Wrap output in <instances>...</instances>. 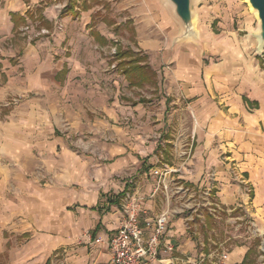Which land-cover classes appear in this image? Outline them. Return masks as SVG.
<instances>
[{
	"label": "crops",
	"instance_id": "obj_1",
	"mask_svg": "<svg viewBox=\"0 0 264 264\" xmlns=\"http://www.w3.org/2000/svg\"><path fill=\"white\" fill-rule=\"evenodd\" d=\"M111 5L130 14L136 48L146 56L140 65L158 77L127 81L130 89L157 87L163 92L157 111L148 107L151 95L122 91L102 58L108 45L101 41L111 34L89 26L93 9L61 16L47 0H0V104L11 93L30 98L27 111L8 116L5 125L0 112V264H107L110 251L88 234H115L126 194L140 207L142 224L170 208L173 192L158 188L151 175L158 164L171 170V188L198 186L204 172L215 170L213 194L224 210L243 207L242 189L233 183L243 177L254 186L255 220L264 230V79L255 70L247 74L231 53L223 63H203L197 44L180 40V23L165 0ZM38 9L47 22L39 29L48 35L28 42L25 23L15 27L11 16L28 22L27 13ZM181 97L188 103L177 107ZM189 147V157L179 155ZM219 153L236 161L239 172ZM182 196L192 204V194ZM185 205L170 210L166 241L191 254L194 243L178 214ZM237 251L245 254L234 250L230 257Z\"/></svg>",
	"mask_w": 264,
	"mask_h": 264
},
{
	"label": "rangeland",
	"instance_id": "obj_2",
	"mask_svg": "<svg viewBox=\"0 0 264 264\" xmlns=\"http://www.w3.org/2000/svg\"><path fill=\"white\" fill-rule=\"evenodd\" d=\"M48 1H50V4H53L54 8H56L58 14L61 16H66V13L70 10L76 15H80L81 11L93 9L91 10L92 14L89 26L94 27L95 30L97 29L96 26L101 27L103 33L111 34V42L106 39L104 43L102 42V46L108 45L107 48L102 47V58L109 65H113L110 70L112 72L114 71V76L118 82H120L122 91L125 94H130L129 97L135 98H139L141 94L147 96L151 95L149 100L155 99V101L152 105H148V107L151 110H159L157 102L161 100L160 95L163 94V92H159V89L152 85L149 88L141 89V93L136 89L131 90L129 83L127 82L129 79L125 77L124 72L122 71V69L128 66V61H140L142 58L144 61L142 60L139 62V64H142L146 60V56L143 53L141 54V52H138L136 48L137 45L133 37V26L131 25V19L129 18L130 14L127 10L119 11L111 5V3L115 5L119 4L123 0H113L111 2L109 0L110 3L108 0H47V2ZM84 6H86V8H84ZM40 9L42 10V8ZM41 10L33 13L34 17L43 16ZM191 11L193 15L192 22L194 30L190 35L185 38L182 37L180 40L190 44H197L199 56L201 55L203 57V63H223L222 59L224 58V55L231 53L236 60L241 61L240 63L245 65L248 70L247 74H253V70H255L259 72L260 78L264 79V44H259L257 36L259 20L257 13L253 10L248 0H191ZM30 22L31 19L28 18V22H25L24 26L21 28V31L26 35V40L28 42L33 41L40 36L48 35L47 32H42V29H39V21ZM26 26H30V30L31 28H33V30L30 33L29 30L23 31V28ZM180 34L179 36L181 38ZM209 37L211 38L210 40ZM119 52H127L128 56L122 58L118 56ZM231 59L232 57H229L228 61L226 60L224 62L230 63L229 60ZM16 61L18 62V59H16ZM119 62L120 66L117 65ZM115 72L117 74H115ZM17 73L19 74L20 70ZM101 73L107 74V72ZM161 77L162 76L160 75V79ZM155 78L158 77L156 76ZM151 82H154V80H151ZM232 92L233 95H238V86H235ZM215 96V101L218 102L219 99L216 93ZM186 103H188L187 100L181 97L176 105L178 107L179 105L183 106ZM29 105V97L21 94H9L0 104L1 125H5V121L7 123L10 122L7 118L8 116L18 117L20 116L19 112H26ZM55 105L60 107L63 103H61V100L59 102L55 101ZM172 106L173 105H170V107ZM219 107L223 110L226 109L222 106ZM65 127L68 128L67 123L63 124V130ZM76 135V139H84L85 137V134L77 133ZM65 136L68 137L67 132H65ZM223 156H225V153H219V159L222 162L227 166L232 163L230 164V167L235 171L239 170V167L235 165L236 161L231 162L230 159L225 161L222 159ZM164 157L165 159H172V156L170 155L169 157ZM161 168H163V166L158 164L151 171V175L156 180L157 175L154 173V170H160ZM203 177V183L198 186L175 182L172 184L173 187L171 188L169 187L168 182L167 191L161 188L163 191L169 193V195L178 196L180 198L179 201L175 202V197L173 196L170 199V208L165 207V210H169L170 212V210L175 209V206H178L179 202L186 204L185 207H182V212L178 214L184 216V222L186 223L184 226L185 231L187 236L191 238L192 243H194L191 254H180L177 251H173L170 256L178 259L172 264H197L203 259L204 260L201 264H241L245 254L243 255L241 252L237 251L239 252L237 256L230 257V253L234 250H245L246 253L252 246L256 250V253L251 256L250 263L247 264H264V230L261 228L263 226H259L258 222L255 220L256 217L253 210V184L251 182H245L243 177L240 179L241 181L233 178V183L237 184L242 189L244 203L243 207H237L234 211H231L224 210L219 201L216 200V194H213L217 183H219V180L217 181L216 179L215 170L210 169L207 172H204ZM180 184L188 187L191 190V193L195 194L192 196L195 200L191 198L192 204L189 203L190 201L185 200L186 197L182 196L184 194L181 192H175V188L177 190L176 185L180 186ZM209 186H213V190L209 195L208 200L221 207L222 210H220L219 213L214 212L211 214L207 209L212 208L214 205L204 206V195L202 192ZM171 191L173 192V195L171 194ZM166 198L169 199L168 195ZM208 215L211 217L209 220L208 218L206 219ZM257 239H260L259 243L255 242ZM223 253L227 255L224 261L221 257ZM170 256L169 254H166L165 258L172 260ZM167 263L165 262L164 264Z\"/></svg>",
	"mask_w": 264,
	"mask_h": 264
},
{
	"label": "built area",
	"instance_id": "obj_3",
	"mask_svg": "<svg viewBox=\"0 0 264 264\" xmlns=\"http://www.w3.org/2000/svg\"><path fill=\"white\" fill-rule=\"evenodd\" d=\"M29 30L30 26L23 28V31ZM42 32H47L42 29ZM190 147L187 151L183 150L180 155L189 157ZM171 170L163 166L160 170H154L157 175V187L163 188L167 191L168 176ZM175 188V192L182 194H192L191 190L180 184ZM213 190V186L205 188L202 192L204 195V206L214 205L212 208H207L210 213H219L221 207L218 204H213L208 200L209 195ZM121 204L125 214L124 220L120 223L115 234L111 237L103 238L93 237L92 233L88 234L91 243L96 246H104L110 251V259L107 264H167L175 263L174 258L170 256L175 251V246L170 241H166V234L168 231L171 213L169 210H163L155 217L147 219L142 224L140 221V207L133 202L132 197L126 194ZM142 198H137L141 201ZM195 210V209H194ZM190 220V218H189ZM192 220V218H191ZM166 254L172 258L166 259ZM224 261L227 257L225 253L221 255ZM204 260V259H203ZM201 260V262L203 261ZM201 262L197 264H201ZM222 262V261H221ZM223 264V263H221Z\"/></svg>",
	"mask_w": 264,
	"mask_h": 264
},
{
	"label": "trees",
	"instance_id": "obj_4",
	"mask_svg": "<svg viewBox=\"0 0 264 264\" xmlns=\"http://www.w3.org/2000/svg\"><path fill=\"white\" fill-rule=\"evenodd\" d=\"M84 8H86V6H84ZM40 10H36V12H39ZM40 15V14H39ZM27 16L29 19H31V21L35 22V21H39V25L40 26H44L47 27V22L46 20L42 17V16H35L32 13H27ZM14 26L16 27V24H18L17 20H20V22L25 23V19L21 16H17V15H12L11 16ZM104 43L105 41H101V43ZM118 56L124 58L125 56H128L127 52H119ZM144 61V59L141 58L140 61ZM137 60H132V61H128L129 64L126 68L122 69V71L124 72V75L126 78L129 79L131 84H142V82L144 81H149L151 82V80H154V78L156 77V73L155 71H153L151 68H149L146 64H144V66L140 65L139 62ZM118 66H120V62L117 64ZM144 101V100H143ZM208 218V220L211 218L209 215L206 217V219ZM92 236H94V232H92ZM256 243L260 242V239H257L255 241ZM256 250L253 248V246L251 248H249L247 250V252L245 253V256L242 260L241 264H247L250 263V258L252 255H255ZM247 261V262H246ZM48 264V263H47Z\"/></svg>",
	"mask_w": 264,
	"mask_h": 264
},
{
	"label": "water",
	"instance_id": "obj_5",
	"mask_svg": "<svg viewBox=\"0 0 264 264\" xmlns=\"http://www.w3.org/2000/svg\"><path fill=\"white\" fill-rule=\"evenodd\" d=\"M171 7L173 15L177 18L181 26V38L187 37L194 30L192 22L191 0H165ZM253 10L257 13L259 20L258 40L259 44H264V0H248Z\"/></svg>",
	"mask_w": 264,
	"mask_h": 264
},
{
	"label": "bare ground",
	"instance_id": "obj_6",
	"mask_svg": "<svg viewBox=\"0 0 264 264\" xmlns=\"http://www.w3.org/2000/svg\"><path fill=\"white\" fill-rule=\"evenodd\" d=\"M261 45H263V44H261Z\"/></svg>",
	"mask_w": 264,
	"mask_h": 264
}]
</instances>
